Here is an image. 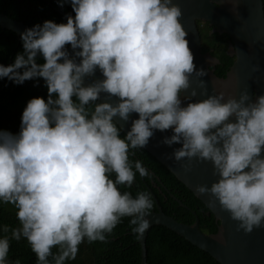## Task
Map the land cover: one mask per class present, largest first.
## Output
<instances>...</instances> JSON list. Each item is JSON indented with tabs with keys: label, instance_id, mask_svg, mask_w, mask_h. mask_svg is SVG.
Returning a JSON list of instances; mask_svg holds the SVG:
<instances>
[{
	"label": "clouds",
	"instance_id": "obj_1",
	"mask_svg": "<svg viewBox=\"0 0 264 264\" xmlns=\"http://www.w3.org/2000/svg\"><path fill=\"white\" fill-rule=\"evenodd\" d=\"M57 3L70 5L74 15L26 28L23 51L0 64V79L18 85L43 79L47 88L46 98L27 102L18 132L0 128V204L12 205L19 221L15 228L0 226L11 232L0 236V264H21L8 259L10 241L21 238L37 264H65L85 240L105 242L125 217L142 237L151 194L133 197L120 186L130 188L136 172L150 175L129 153L147 147L157 131L171 132L160 143L180 145L169 158H186V172L194 158L212 163L218 179L195 191L209 194L213 207L218 202L238 230L264 226V93L182 99L191 75L207 73L194 63L173 0ZM97 70L103 78L86 84ZM102 93L117 102H98ZM196 95L193 89L190 96ZM129 121L122 136L119 122Z\"/></svg>",
	"mask_w": 264,
	"mask_h": 264
},
{
	"label": "water",
	"instance_id": "obj_2",
	"mask_svg": "<svg viewBox=\"0 0 264 264\" xmlns=\"http://www.w3.org/2000/svg\"><path fill=\"white\" fill-rule=\"evenodd\" d=\"M173 2L177 3L182 10V16L179 19L188 33L186 38L194 55V63L197 69L203 68L207 73L203 77H197L195 73L191 75L190 87L183 92L182 99L189 97L192 100H201L221 92L226 96L233 94L238 99L241 91L245 89L250 94L264 93L262 0H225L222 4H219L218 0H173ZM232 9H235L236 13ZM56 10L64 18L66 14L72 13L71 8L68 11H63L61 8H56ZM197 21L206 22L211 26L208 33L216 31L228 36L225 52L232 56L233 60L223 77H218L213 73V66L218 63V60L208 52H200ZM0 27L14 32L17 41V36L32 26L0 12ZM68 51L71 53V48H68ZM102 78L97 70L96 75L87 77L85 83H95ZM201 80L204 81L203 86L200 84ZM193 89L197 92L195 97L190 96ZM104 101L113 104L117 102L115 97L102 93L99 102ZM187 102L184 100V103ZM133 118H137L136 114H133ZM130 122H119L123 133L130 128ZM164 135L170 136L171 132L157 131L147 147L143 149L158 160L207 208L208 213L213 215L214 221H217V226L214 233H205L199 229L196 216L190 224L179 222L164 214L158 206L156 211H150L151 213L146 217L150 226L162 225L172 230L192 245L208 253L219 264H264V226L254 229L251 233H245L243 230H238V222L232 220L230 214L223 210L218 202L214 207L211 206L209 194L201 195L195 191V187L198 184L210 187L211 183L218 179L214 175L212 163L194 158L191 161V170L186 172L181 166L189 163L186 158L180 162L169 158L173 149L180 145L168 147L161 144L160 141ZM147 230L142 237L137 235L136 239L140 246L139 264H145L144 239Z\"/></svg>",
	"mask_w": 264,
	"mask_h": 264
},
{
	"label": "trees",
	"instance_id": "obj_3",
	"mask_svg": "<svg viewBox=\"0 0 264 264\" xmlns=\"http://www.w3.org/2000/svg\"><path fill=\"white\" fill-rule=\"evenodd\" d=\"M262 3L264 14V0ZM56 8H61L57 0H0V12L30 26L42 24L49 19L57 23L66 22ZM69 8H71L70 5H65L61 9L68 11ZM196 24L200 52H209L218 60V63L214 65L213 73L223 77L233 60V57L225 52L228 36L216 31L208 33L211 26L206 22L197 21ZM22 51L20 36H17L16 41L14 32L0 27V64L13 63L16 55ZM38 61L43 62L42 58H38ZM33 97H47V88L43 79L28 80L20 85L7 78L0 79V128L13 133L18 132L22 111ZM87 107L91 110L93 105L90 104ZM121 135L123 136L124 133L121 132ZM129 159L133 163L142 162L150 175L141 177L139 172H136L133 185L130 188L120 186L121 191H130L135 197L137 192H149V187L154 196L153 198L151 195L153 208L150 211H156L158 205L164 214L187 224L192 223L196 216L201 231L205 233L216 231L217 221H214L213 215L208 213L207 208L150 153L143 148L130 150ZM149 178L153 179L163 192L161 185L169 188L175 198L168 194L163 197L150 185ZM15 213L16 209L12 205L0 204V226L8 225L10 229L18 227L19 221ZM129 221L130 218H123L113 232L107 235L105 242L85 240L79 246L76 259L66 261L65 264H139L140 246ZM5 235L10 237L11 232L0 231V236ZM144 250L145 264H219L208 253L162 225H152L148 228L144 239ZM56 251L57 249H53L54 253ZM8 259L10 262L19 260L21 264H37L36 256L24 238L20 241H10Z\"/></svg>",
	"mask_w": 264,
	"mask_h": 264
},
{
	"label": "flooded vegetation",
	"instance_id": "obj_4",
	"mask_svg": "<svg viewBox=\"0 0 264 264\" xmlns=\"http://www.w3.org/2000/svg\"><path fill=\"white\" fill-rule=\"evenodd\" d=\"M206 24H207V23H206ZM207 25H208V24H207ZM210 29H211V27L209 28V30H210ZM226 49H227V40H226V44H225V50H226ZM208 53H209V52H208ZM215 64H216V63H215ZM213 70H214V66H213ZM149 183H150V185H151L152 187L156 188L157 191H158V193L162 194L163 197H164L166 194H168V195L171 196L172 198H175L174 196H172V194H171L169 188H167V187L161 185V186H162V189L164 190V192H163V191L161 190V188H160L159 186H157V185L154 183L153 179H150V178H149ZM148 191L151 193L152 197L154 198V196H153L152 192L150 191V188H149V187H148ZM157 206H158V205H157ZM157 206H156V208H157ZM158 207H159V206H158Z\"/></svg>",
	"mask_w": 264,
	"mask_h": 264
},
{
	"label": "rangeland",
	"instance_id": "obj_5",
	"mask_svg": "<svg viewBox=\"0 0 264 264\" xmlns=\"http://www.w3.org/2000/svg\"><path fill=\"white\" fill-rule=\"evenodd\" d=\"M200 26L202 27V25L200 24Z\"/></svg>",
	"mask_w": 264,
	"mask_h": 264
},
{
	"label": "bare ground",
	"instance_id": "obj_6",
	"mask_svg": "<svg viewBox=\"0 0 264 264\" xmlns=\"http://www.w3.org/2000/svg\"><path fill=\"white\" fill-rule=\"evenodd\" d=\"M224 34V33H223Z\"/></svg>",
	"mask_w": 264,
	"mask_h": 264
}]
</instances>
